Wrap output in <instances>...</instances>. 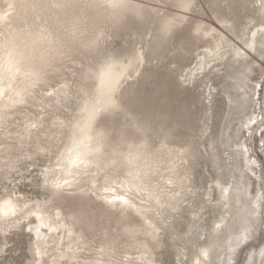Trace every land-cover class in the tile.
I'll return each instance as SVG.
<instances>
[{
	"label": "snow or ice",
	"instance_id": "snow-or-ice-1",
	"mask_svg": "<svg viewBox=\"0 0 264 264\" xmlns=\"http://www.w3.org/2000/svg\"><path fill=\"white\" fill-rule=\"evenodd\" d=\"M197 3L174 0L170 5L174 11H169L167 4L156 7L151 19L146 17L140 0H85L82 4L25 0L24 18L18 24L13 23L16 0L0 11V138L8 142L0 148L16 151L14 158L0 160V173L11 184L13 173L22 174L20 161L49 154L55 161L52 166H41L37 173L46 191L45 199L0 189L4 192L0 196V233L7 235L10 229L23 225L34 236V264H49L43 260L52 255L49 249L55 253L51 264H158L156 252L171 218L197 195L187 166L193 153L186 143L172 146L169 133L159 130L157 119L138 111L141 100L129 85L141 76L146 62L143 46L118 52L109 50L105 43L111 34L108 25L116 27L132 18L148 25L144 35L149 41L155 35L160 46H166ZM214 8L218 10L220 31L196 27L194 38L210 37L213 43L203 48L204 54L198 57L191 74L182 73L180 82L193 86L198 78L215 73L226 82V94L229 86L244 93L241 99H251L253 111L242 122L241 131L246 137L260 133L264 148V103L256 96V90L264 89V0H250V4L217 0ZM242 8L251 11L237 24L234 16ZM70 9L78 11L72 12L65 25L61 17ZM89 10L109 23L90 27ZM68 41L77 44L80 51H73ZM256 67L260 68L261 79L250 90L251 73ZM67 72L71 75L62 74ZM56 74H62L61 78L50 84L49 77ZM37 88L41 97L50 98L48 103L41 100L35 114L21 109L25 118L17 123L22 127L12 132L8 122L16 109L32 103ZM212 91L210 88L209 102ZM227 103H233L230 94ZM256 104L260 112L255 111ZM53 107L60 114L50 121V127L65 136L62 148L55 146V132L48 139L41 138L48 136L43 113ZM202 133L206 134V129ZM233 151L243 161V171L259 181L258 188L254 190L247 181L225 185L216 180L208 186L206 195L201 194L202 200L212 203L213 192L218 190L215 203L225 214L213 222L211 242L200 245L196 241L208 233L196 222L199 213L193 211V223L185 233L190 238L195 233L189 241L195 248L192 264H213L209 257L214 250L224 254L225 264H238L235 257L239 250L255 238L257 229L264 230V171L259 176L255 171L264 169V165L249 156V147L239 140ZM33 166L26 165L25 169L30 171ZM82 176L90 178L87 188L79 186ZM67 197H79L81 201L87 197L116 214L117 219L131 210L136 219L129 218L118 232L123 243L110 237L109 226L101 224L102 217L95 215L94 208L81 204L66 212L60 201ZM77 223L93 235L77 230ZM97 230L102 233L99 243L95 242ZM221 236L225 237L223 243L219 242ZM83 253L91 258L82 257ZM180 254L184 255V249ZM256 255L252 250L244 264H264V246L259 248L258 261L253 260ZM180 264H186V259Z\"/></svg>",
	"mask_w": 264,
	"mask_h": 264
},
{
	"label": "rangeland",
	"instance_id": "rangeland-1",
	"mask_svg": "<svg viewBox=\"0 0 264 264\" xmlns=\"http://www.w3.org/2000/svg\"><path fill=\"white\" fill-rule=\"evenodd\" d=\"M11 0H0V11H2L7 3ZM17 9L16 17L13 18V23L18 24L20 19L24 18L23 4L25 0H16ZM43 3V0H39ZM85 0H71V3H84ZM145 6L144 12L148 19L156 7H162L165 4L169 5V11H174L170 5L174 0H140ZM217 0H198L197 8L188 14V19L184 22L179 33L166 46H160L155 35L152 41L144 35L146 24L141 25L129 18L123 24L111 27L110 37L107 39L105 46L109 50L118 52H129L133 48L143 46L146 62L141 69V76L138 80L130 82V89L141 100L138 111L146 115L153 116L157 119L159 130L169 133V143L172 146H180L188 144L191 146L193 156L189 161L188 167L191 168L193 176V185L197 190V195L192 198V203L183 207L179 212L171 218V224L168 230L163 234V240L160 248L156 252L158 264H180V261L186 259V264H192L195 248L190 239L185 233L189 230L193 223L192 213L197 211L199 219L196 221L199 226L208 234L203 240L196 241L200 245H207L211 242L213 222L217 221L220 215L225 214L222 206L215 203V198L219 197L218 190L213 192L214 200L208 203L201 199V194H207L209 185H213L216 180L222 183H242L247 181L254 186V190L258 188L259 181L254 177L249 176L243 171L244 163L239 155L233 151L237 140L242 144H247L250 149L249 156L255 159L259 164L264 165V148H261V135L256 133L252 137H246L241 131V124L245 121L249 114L253 111V102L251 99L243 100L241 97L244 93L238 92L234 87H228V94L233 98V103H227L228 94L225 92L226 82L222 76L215 73L206 74L198 78L193 86H184L180 82L182 73L191 74V70L195 68L197 59L202 56L203 48L209 46L213 41L211 38L202 39L193 37V33L197 26H202L204 29H213L220 31V25L217 23L218 10L214 8ZM242 3H249L250 0H241ZM78 10H69V14L62 16L61 19L65 25L70 22L72 12ZM251 9H240L238 16H234L237 24L242 23V17ZM167 14V13H165ZM90 17L89 26L107 25L109 21L102 16H98L96 12L88 11ZM155 22L153 21V24ZM153 32L154 27H151ZM5 31V36H7ZM259 39V38H258ZM69 46L73 51H80L77 44L68 41ZM259 61H257V64ZM175 64V68H170V65ZM63 75H71L70 72L62 73ZM62 74H56L55 77H49L50 84H55L61 78ZM261 79L260 68L256 67L251 73L252 83L249 85L251 90L252 84L259 82ZM230 85V82H228ZM47 87V86H42ZM212 91V99L209 102V89ZM36 93L32 103L27 106H22L20 111H17L12 120L8 122L12 132L17 131L22 124L17 121H22L25 117L21 109L31 111L33 114L38 112V105L41 100L45 104L48 103V97L39 95L40 89L34 90ZM256 96L261 103H264V89L256 90ZM255 111L260 112L259 104L255 105ZM46 121V131L48 136L42 135V140L48 139L53 132L55 146L62 148L65 143V136L60 134L56 129L50 127V121L60 114V111L55 107L49 108L43 113ZM202 129H206V134L202 133ZM51 142V141H50ZM8 143L0 138V144ZM2 148H0V151ZM16 151L14 148L8 151L0 152L1 157H15ZM55 161L48 156L34 157L33 160H23L19 162L21 167V175L13 173L11 176L12 183L3 180V174L0 173V189H14L16 192L21 191L24 196L32 199L43 200L46 197V191L39 183L40 177L38 172L41 166H52ZM35 165L30 171L25 169L26 165ZM259 176L264 169L256 168ZM88 181L83 183L84 188H87ZM16 185V187H15ZM118 191L121 190L118 188ZM4 192L0 191V196ZM60 203L66 212L77 205H85L90 210L95 209V215L102 217L101 224L109 226V235L114 237L120 243L123 240L118 232L128 222L129 218L136 219L131 210L128 213L122 214L119 219L116 214L102 208L98 202L92 201L87 197L83 201L79 197L65 198ZM151 215V214H150ZM231 219V217H229ZM71 223V221H69ZM77 230H84L89 233L87 228L79 223L76 224ZM95 242L99 243L102 238V233L97 230L95 233ZM7 240H3L0 236V264H32L33 257L30 250L31 236L26 234L25 230H16L15 232L6 235ZM225 237H219V242L223 243ZM5 244L7 247H4ZM264 246V230L257 229L255 238L239 250L235 259L238 264H244L246 257L252 250H255L257 255L253 257L254 261L259 260V248ZM180 249H184V255L180 254ZM52 255L45 257V260L51 264ZM82 257H88V253L81 254ZM91 258V257H88ZM210 260L213 264H225L226 258L222 252L214 250L210 253Z\"/></svg>",
	"mask_w": 264,
	"mask_h": 264
},
{
	"label": "bare ground",
	"instance_id": "bare-ground-1",
	"mask_svg": "<svg viewBox=\"0 0 264 264\" xmlns=\"http://www.w3.org/2000/svg\"><path fill=\"white\" fill-rule=\"evenodd\" d=\"M11 2V1H10ZM259 38V37H258ZM22 106H20L18 109H16L15 111H16V113H17V111H20V108H21ZM15 132V131H14ZM0 145H2V144H0ZM2 150V149H1ZM4 150H2V151H0V152H3ZM5 157H1V160H3ZM89 180H90V178L89 177H87V176H82V177H80V187H84L83 186V183L85 182V181H88V183H89ZM85 186H89V184L88 185H85ZM15 187H16V185H15ZM17 193H19V194H21V195H24L21 191H18ZM117 194H120V192L118 191V189H117ZM67 198H71V197H67ZM0 226H2V224H0ZM16 230H25V228H24V226L23 225H21V226H18L17 228H13V229H10L9 231H8V233H12V232H15ZM26 231V230H25ZM7 233V234H8ZM26 234H27V231H26ZM28 235L29 236H31V244H30V250H31V254H32V257H33V261H32V264H34V261L37 259V257H35L34 256V236L32 235V234H29L28 233ZM0 236H2V238H3V240H7V237H6V235H4L3 233H0ZM49 252L50 253H52L53 252V250L52 249H49ZM238 254V253H237ZM45 257H48L49 258V256L47 255V256H45ZM45 257H43V260H45Z\"/></svg>",
	"mask_w": 264,
	"mask_h": 264
}]
</instances>
